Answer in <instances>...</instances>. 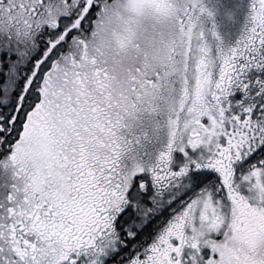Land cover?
Wrapping results in <instances>:
<instances>
[{"label": "snow or ice", "instance_id": "snow-or-ice-1", "mask_svg": "<svg viewBox=\"0 0 264 264\" xmlns=\"http://www.w3.org/2000/svg\"><path fill=\"white\" fill-rule=\"evenodd\" d=\"M0 264H264V0H0Z\"/></svg>", "mask_w": 264, "mask_h": 264}]
</instances>
